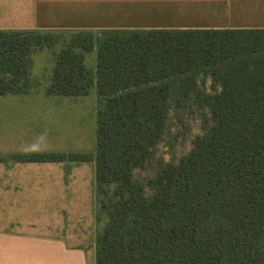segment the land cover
<instances>
[{"label": "trees", "instance_id": "trees-1", "mask_svg": "<svg viewBox=\"0 0 264 264\" xmlns=\"http://www.w3.org/2000/svg\"><path fill=\"white\" fill-rule=\"evenodd\" d=\"M52 36L0 29V94L28 88L30 53ZM94 44L97 189L120 183L95 264H263L264 29L77 31L55 53L47 94L87 92L91 74L73 45ZM205 75L219 85L215 93L196 88ZM191 95L213 125L159 170L144 197L132 171L162 135L168 110Z\"/></svg>", "mask_w": 264, "mask_h": 264}, {"label": "crops", "instance_id": "crops-1", "mask_svg": "<svg viewBox=\"0 0 264 264\" xmlns=\"http://www.w3.org/2000/svg\"><path fill=\"white\" fill-rule=\"evenodd\" d=\"M226 28L264 29V0H0L3 30ZM62 47L32 50L28 88L0 94V264H95L109 221L100 212L95 175L96 46L73 45L91 74L85 94H47ZM34 57L49 62L43 74L32 72ZM34 154L88 157L34 160Z\"/></svg>", "mask_w": 264, "mask_h": 264}, {"label": "rangeland", "instance_id": "rangeland-1", "mask_svg": "<svg viewBox=\"0 0 264 264\" xmlns=\"http://www.w3.org/2000/svg\"><path fill=\"white\" fill-rule=\"evenodd\" d=\"M40 33H51L53 35L52 42L49 44L51 46L70 45V38L73 34V32L62 31ZM32 64V72L37 71L40 74L46 72L50 67L49 62L43 58L38 59V62L37 58H32ZM196 88L205 92L215 93L219 89V85L205 75L197 78ZM212 125L213 118L209 109L197 105L192 95L185 100L183 106L171 107L168 110L162 135L156 144L149 149L143 164L132 171V180L142 186L144 197H149L153 193V186L150 181L159 170L167 164H177L179 159L190 151L194 140L205 135ZM119 185V181H111L109 183H101L98 189L100 212H105L108 219L109 211L118 204L120 199L117 194L120 189Z\"/></svg>", "mask_w": 264, "mask_h": 264}]
</instances>
